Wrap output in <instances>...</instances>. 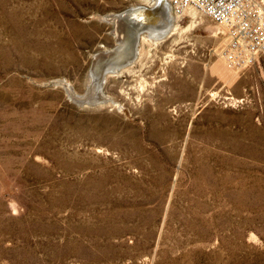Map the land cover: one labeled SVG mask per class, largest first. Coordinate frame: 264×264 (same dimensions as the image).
I'll return each instance as SVG.
<instances>
[{"label": "rangeland", "instance_id": "obj_1", "mask_svg": "<svg viewBox=\"0 0 264 264\" xmlns=\"http://www.w3.org/2000/svg\"><path fill=\"white\" fill-rule=\"evenodd\" d=\"M152 2L0 0V264H264V55L188 11L82 97L99 17Z\"/></svg>", "mask_w": 264, "mask_h": 264}, {"label": "water", "instance_id": "obj_2", "mask_svg": "<svg viewBox=\"0 0 264 264\" xmlns=\"http://www.w3.org/2000/svg\"><path fill=\"white\" fill-rule=\"evenodd\" d=\"M174 18L168 0H153L150 5L131 6L121 12L99 17L101 22L111 26L110 35L114 38L115 46L92 56L90 85L82 97L94 100L95 105L103 103L106 76L119 73L137 60L142 36L157 41L167 38L175 23Z\"/></svg>", "mask_w": 264, "mask_h": 264}, {"label": "built area", "instance_id": "obj_3", "mask_svg": "<svg viewBox=\"0 0 264 264\" xmlns=\"http://www.w3.org/2000/svg\"><path fill=\"white\" fill-rule=\"evenodd\" d=\"M175 17L194 11L216 24L225 38L221 57L236 71L264 55V0H168Z\"/></svg>", "mask_w": 264, "mask_h": 264}, {"label": "bare ground", "instance_id": "obj_4", "mask_svg": "<svg viewBox=\"0 0 264 264\" xmlns=\"http://www.w3.org/2000/svg\"><path fill=\"white\" fill-rule=\"evenodd\" d=\"M176 19V17L174 18V20ZM174 25H175V23L173 24V26H172V29H171V32H172V30H173V28H174ZM170 32V33H171ZM65 83V82H64ZM60 84H62V83H60ZM63 85V84H62ZM65 89H66V92H68L67 94H69V96L70 97H72L73 99H75V97L73 96V92L71 91V89L69 88V87H65ZM76 96V95H75ZM77 102H79V103H82V100H78V99H75Z\"/></svg>", "mask_w": 264, "mask_h": 264}]
</instances>
